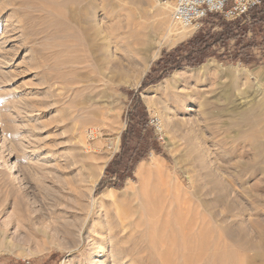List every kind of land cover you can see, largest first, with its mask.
<instances>
[{
    "label": "rangeland",
    "instance_id": "rangeland-1",
    "mask_svg": "<svg viewBox=\"0 0 264 264\" xmlns=\"http://www.w3.org/2000/svg\"><path fill=\"white\" fill-rule=\"evenodd\" d=\"M82 3L0 0V264H264V53L144 86L197 29L171 46L172 0H120L108 26L122 28L93 54L67 37ZM137 98L165 142L121 187L100 186ZM141 162L158 170L139 176Z\"/></svg>",
    "mask_w": 264,
    "mask_h": 264
},
{
    "label": "trees",
    "instance_id": "trees-1",
    "mask_svg": "<svg viewBox=\"0 0 264 264\" xmlns=\"http://www.w3.org/2000/svg\"><path fill=\"white\" fill-rule=\"evenodd\" d=\"M204 20L207 29L198 28L188 40L180 42L169 52H163L146 74L144 86L158 82L176 68L196 67L209 57L252 64L256 63L257 57L254 48L264 53V0L233 20H225L216 13H209L202 22ZM214 26H218V30L212 31ZM156 141L146 110L137 98L121 135L120 151L105 167L99 185L121 187L123 181L132 175L135 165L155 147Z\"/></svg>",
    "mask_w": 264,
    "mask_h": 264
},
{
    "label": "bare ground",
    "instance_id": "bare-ground-1",
    "mask_svg": "<svg viewBox=\"0 0 264 264\" xmlns=\"http://www.w3.org/2000/svg\"><path fill=\"white\" fill-rule=\"evenodd\" d=\"M94 1H96V0H94ZM94 1L93 0H85V3H82L81 5L75 4L74 7L76 10L75 11L76 12L75 13L76 18L75 17L71 18V19H73L75 25L71 28V32H69L67 34V37H69L70 40L72 41V46H71L72 48H73V46H75L77 41L82 39L84 41V47L88 50L93 51V54L95 52H97L98 50L99 51L102 50L106 46H107L106 47L107 49L109 48V43L112 42L110 39V35L114 33L112 31L113 27L110 28V31H108L109 27L114 26L116 30H118L119 28L120 29L122 28V26L119 23L118 24L117 23L112 24L111 26H108V23L110 21L113 23L112 18L114 19V17H115L110 13L109 10H110V8L114 7L115 5L120 4V0H98L100 3H95ZM74 7H73V9H74ZM63 9H64V4L60 3L58 6V9H57L58 10L57 12H58V18H59V22H58L59 24L58 25H60L61 27H63L65 25L64 24L65 23V18H64L65 14H64ZM171 18L173 19L172 16H171ZM111 22L109 23V25L111 24ZM134 33H136L135 35H137V33L139 35V30H138V32L134 30ZM190 34H191V29L181 27V29H178V28L176 30L174 29V33L170 30L167 34L166 39L169 42V44L171 46H173L177 42H180L181 40L185 39ZM63 35L65 36V34H63ZM131 35H134V34H132V32H131ZM171 35H173V36H171ZM84 51H85V49H84ZM154 56H156V55H154ZM90 57H91V55H90ZM127 58H128V56H127ZM206 63H208V61ZM142 73H144V69H143V72L142 71L140 72L141 75H142ZM61 79H63V78H61ZM143 96L146 100H152V94L149 92L144 93ZM242 118H245V116H242ZM86 134H87L86 137H88V138H90V137L94 138L95 137V131L92 127L91 128L89 127L88 129H86ZM155 164L153 163V164L148 166L147 164L141 162L137 166L136 173L139 176H142L144 173L147 175H150L151 173H154L156 170H158L157 165H155ZM95 184H96V181H94L92 183V186H94ZM124 189L125 188H123V190ZM111 190L112 189L109 188L102 194V197L100 199L101 203L106 202V201L108 202V200L113 196L114 193H112ZM18 203H19V205H23L22 199H18L15 202H13V206L16 207ZM19 205H18V207H21ZM25 206H24L23 210H26L27 211V217H30L31 212L28 213V209H27L28 207L26 208ZM0 212H2V211H0ZM98 248L104 250L105 246L103 244H100ZM62 264H69V262H68V260H66ZM95 264H106V262L103 258H101Z\"/></svg>",
    "mask_w": 264,
    "mask_h": 264
},
{
    "label": "built area",
    "instance_id": "built-area-1",
    "mask_svg": "<svg viewBox=\"0 0 264 264\" xmlns=\"http://www.w3.org/2000/svg\"><path fill=\"white\" fill-rule=\"evenodd\" d=\"M261 2L262 0H172L171 15L175 22L191 29L193 33L209 13L219 14L225 20H233ZM148 124L157 142H165L161 118L150 116Z\"/></svg>",
    "mask_w": 264,
    "mask_h": 264
}]
</instances>
